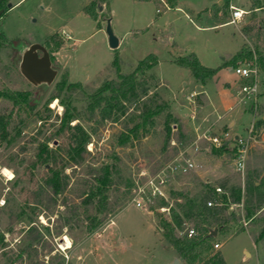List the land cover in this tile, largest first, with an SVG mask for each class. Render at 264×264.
Here are the masks:
<instances>
[{
	"label": "rangeland",
	"instance_id": "1",
	"mask_svg": "<svg viewBox=\"0 0 264 264\" xmlns=\"http://www.w3.org/2000/svg\"><path fill=\"white\" fill-rule=\"evenodd\" d=\"M91 1L10 0L14 6L0 17V32L5 35L0 41V91L32 90L36 102L35 109L28 112L14 107L12 122L7 127L9 134L4 136L0 129V236L4 235L8 244L5 250H21L26 230L34 224L41 229L50 228L52 235L48 238L71 264H173L175 258L186 264L164 238L161 228L162 220L170 216V208L176 206V199L171 197L173 192H190L192 196L210 192L198 184L202 180H209L212 188L221 186L228 196L234 185L241 186L243 198L248 196L250 180L262 182L264 190V72L259 71L255 78L257 92L246 103H240L239 88L251 79L241 78L234 69L241 63L231 62L245 42L253 47L260 44L264 50V6L254 8L253 0H175L173 7L162 6L158 10L154 0H103L102 10L99 2L97 7L93 6L98 16L95 18L85 10ZM259 1L264 4V0ZM231 5L246 10L236 23H228ZM107 18L121 39L116 49L109 45ZM254 22V29L248 30ZM22 40L26 45L41 43L50 51L53 65L59 68L51 86L37 88L21 74L16 59ZM150 53L156 54L158 60L148 70L156 75L154 89L163 100L171 102L178 122L186 127L192 141L185 136L176 143L180 129L177 131L172 125L171 146L177 144L178 153L168 159L173 148L166 145L164 113L156 117L154 125L140 138L121 145L119 136L129 113L138 112L133 105L127 113H118L116 121L115 111L106 119L99 111L94 121H90V115L75 119L72 124L81 122L90 133L86 145L89 153L81 163L65 168L69 176L65 191L56 196L49 189L48 195L42 188L48 190L45 180L50 164L29 165L40 143L55 136L64 112L58 98L46 107L56 82L68 72L70 81H80L93 91L104 79L115 77V69L110 65L116 54L123 59V71L128 72ZM190 53H195L203 65L215 68V74L197 79L189 68L175 62ZM198 86H202L200 91ZM87 103L75 101L80 110ZM13 106V102L0 96V115H8ZM204 133L220 135L223 145H212L209 151V141L202 137ZM236 134L244 139L251 136L243 171L236 169L234 155L223 150L227 143L236 140ZM195 141L201 146L198 151L192 145ZM58 143L59 139H50L49 146L55 148ZM184 151L199 163L198 170L168 173V164ZM108 162L118 170L112 175L114 184L109 195L112 210L97 228L89 231V216L95 213V207L84 201L87 198L83 195L84 182L94 180L100 167ZM158 174L166 179L161 193L152 195L151 188H147L140 198L146 206H137L139 185H144L149 177L159 180ZM176 174H181V178L176 179ZM194 174L200 181H196ZM208 196L215 201L212 192ZM162 197L169 202L167 207L161 206ZM214 204L207 203L211 211L216 206L223 207ZM230 210L235 211V216L220 227L211 242L214 249L223 253L227 264H264V246L255 249L246 233L249 228L244 203L232 205ZM23 211L25 215L19 217ZM219 216L225 219L224 213ZM66 221L69 225H63ZM60 228L62 232L57 235ZM187 228H195V224L188 223ZM245 251L250 252L247 260ZM2 253L0 249V264ZM16 263L22 264L20 260Z\"/></svg>",
	"mask_w": 264,
	"mask_h": 264
},
{
	"label": "trees",
	"instance_id": "2",
	"mask_svg": "<svg viewBox=\"0 0 264 264\" xmlns=\"http://www.w3.org/2000/svg\"><path fill=\"white\" fill-rule=\"evenodd\" d=\"M9 1L0 0V9H4L3 14L7 9H10L8 8ZM154 1L158 5V10L162 6L166 9L175 5V0ZM98 2L100 4L104 3L103 0H92L85 7V10L95 18L98 16L93 6L96 4L97 7L99 5ZM252 6L261 8L264 4L259 0H253ZM254 25H256L255 22L250 24L248 30L254 29ZM257 29L259 32L262 31L260 26ZM4 36L0 32V41L4 39ZM175 62L189 68L197 79H206L216 72L215 68L203 65L195 53L180 56L175 59ZM231 62L256 64L259 71L264 72V50L260 44L253 47L250 43L245 42L232 56ZM157 63L156 54L150 53L141 59L133 70L124 72L123 59L116 54L110 65V68L115 69V77L104 79L100 86L93 91L88 90L87 86L80 81H70L68 72L61 76L60 80L56 82L52 95L46 102V107H48L52 99L58 98L64 106L58 130L54 134L55 136H49L44 142L40 143L37 153L31 160V165H29L30 167H36L50 164V172L45 180L48 190L42 188L43 191L50 195L49 189H52L53 194L56 196L65 191L69 183V176L65 173V168L81 163L89 153L86 148L90 139L89 131L81 122L72 124V121L87 115H90V121H94L97 111L105 119L112 117L114 111L117 112L114 116L116 121L119 119L118 113H127L132 105L135 106L134 110L138 112L129 113V119L125 122L124 130L119 136L121 145H127L129 142L132 143L134 139L140 138L144 135L143 133L149 131L150 126L154 125L156 117L164 113L166 145L173 148V152L169 154L168 159L173 158L178 153V145L171 146L174 125L177 127V131L180 129L178 131L179 135L175 140L176 143L181 142L183 140L182 137L185 136L189 137V142L192 141V136L186 131V127L178 122L179 118L175 116L171 102L163 100L159 92L154 89L153 81L156 75L149 73L148 70ZM0 96L14 103L8 115H0V129L5 136L9 134L7 127L12 122L14 107L28 112L29 109H35L36 102H34L33 97L35 96L32 90L13 91L6 89L5 91H0ZM85 100L88 103L86 107L83 106L80 110L75 101ZM126 103H129V107L126 106ZM27 123L28 121H26L25 125ZM130 123H133V125L130 126ZM23 126H19L18 134H20ZM12 139H15V137ZM50 139H59V143L55 148L49 146ZM212 149H209V151ZM223 150L234 155L237 149L236 146L229 142L223 147ZM117 171V166H113L108 162L100 167L94 180H86L84 182L83 195L87 197L84 201L88 204L93 203L95 207V213L89 216V231L97 228L112 210L109 195L111 186L114 184L112 175ZM180 175L176 174V179H180ZM194 176L197 178L196 181H200L197 174H194ZM208 182L209 180H202L198 184H202L210 190L214 195V205H222V208L216 206L215 210L211 211L212 208L207 205L210 192L204 194L201 191L196 196H192L190 192L178 191L173 192L171 195L172 198L176 199V206L170 208V216L162 220L161 228L163 229L164 238L171 244L178 256L186 264H227L223 253L214 249L211 243L214 238L209 234L213 227H218L220 230V227L224 226L225 222L231 221L235 216V211L232 212L230 210L232 205L241 204L242 202L245 207L249 233L257 247L264 246V190L262 182L257 183V180L248 181V196H245V198L242 196L241 186H232L230 196H228L226 192L217 193L215 190L216 186L212 188ZM63 203L67 204V201L64 200ZM168 204L169 202L166 198L162 197L161 206L167 207ZM221 213L225 214V219L219 216ZM24 215L23 211L18 216ZM69 223V221H66L63 225H69ZM188 223L195 224V235H189ZM61 232L62 229L60 228L56 234L58 235ZM49 235H52V232L48 226H45V229H41L32 224L26 230L23 247L18 252L13 250L6 251L5 248L8 244L4 242V235H1L0 242H3V245L0 246V249L3 251L2 256H4L1 264H17L16 262L19 260L22 264H71L66 254L48 238Z\"/></svg>",
	"mask_w": 264,
	"mask_h": 264
},
{
	"label": "built area",
	"instance_id": "3",
	"mask_svg": "<svg viewBox=\"0 0 264 264\" xmlns=\"http://www.w3.org/2000/svg\"><path fill=\"white\" fill-rule=\"evenodd\" d=\"M232 12H231V19L229 20L228 23H236L237 21L241 20L246 13V10L243 8L231 5ZM246 63H241L240 65L236 66L235 72L244 79H251V82L249 83H244L241 85L239 88V93L240 95V103H246V101L249 98H252V96L257 92L258 89V81L255 80L256 76L258 75L259 69L256 64H253L249 67L245 65ZM228 133H224V135H227ZM202 137H205L209 141V147L207 149H210L212 145L214 146H222L223 145V137L221 138L220 135H214V136H208L207 134H202ZM200 139L201 135L198 136ZM250 137L248 139H244L239 135V138L235 140L234 142H231L232 145L236 146V153L233 156L234 164L236 166L237 170H244L245 168V159H246V153H247V144L250 140ZM193 148L195 151H198L201 149L199 141H195L193 144ZM200 167L199 163L194 159V157L191 156H186L185 151L181 152L176 158L175 162L172 164H168V173H187L191 170H198ZM145 175V172L142 174ZM159 180L156 181L155 176L154 177H149L146 179L144 185L140 186L138 189L137 197L135 198L137 201V206L143 208L145 207V203L141 202L142 195L144 192H146V189L151 188L150 191L152 195H155L157 193H161V187L165 183V178H163L160 174H158ZM156 182V183H155ZM215 190L217 193L221 194L224 193V190L222 189L221 186H216ZM208 205H213L214 201L209 200ZM189 235H195L196 230L195 228H188ZM220 246V243H215V247L218 248Z\"/></svg>",
	"mask_w": 264,
	"mask_h": 264
},
{
	"label": "water",
	"instance_id": "4",
	"mask_svg": "<svg viewBox=\"0 0 264 264\" xmlns=\"http://www.w3.org/2000/svg\"><path fill=\"white\" fill-rule=\"evenodd\" d=\"M14 4L12 2L8 3V8H12ZM99 9H103V5H99ZM4 9H0V15H2ZM106 33L108 36L109 45L111 48L116 49L120 45V38L115 34L112 22L110 18H107ZM22 48L19 54V58L16 62L19 66L21 74L35 87L46 88L51 86L58 74L59 68L53 65L51 53L48 48L38 42H31L30 44H24L22 40ZM197 89L200 91L202 86H198ZM233 124L231 122L230 126ZM236 140L239 135L236 134L234 137ZM218 227L211 229L210 236L216 237L218 235ZM250 255V252L246 251L244 259ZM173 264H180V259L175 258Z\"/></svg>",
	"mask_w": 264,
	"mask_h": 264
},
{
	"label": "crops",
	"instance_id": "5",
	"mask_svg": "<svg viewBox=\"0 0 264 264\" xmlns=\"http://www.w3.org/2000/svg\"><path fill=\"white\" fill-rule=\"evenodd\" d=\"M68 37H70V35L68 34ZM120 42H121V39H120ZM249 236H250V238L252 239V241H253V244H254V248L256 249V244L254 243V240H253V238H252V236H251V234L247 231L246 232ZM246 252V251H245ZM175 253L177 254V252L175 251ZM176 254H174V257H176ZM177 256H178V254H177ZM245 260H247V259H245Z\"/></svg>",
	"mask_w": 264,
	"mask_h": 264
}]
</instances>
